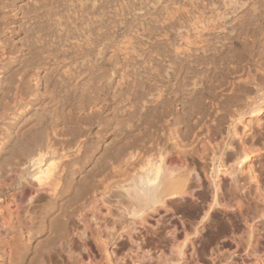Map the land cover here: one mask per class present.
Wrapping results in <instances>:
<instances>
[{
  "label": "bare ground",
  "instance_id": "obj_1",
  "mask_svg": "<svg viewBox=\"0 0 264 264\" xmlns=\"http://www.w3.org/2000/svg\"><path fill=\"white\" fill-rule=\"evenodd\" d=\"M2 1H0V9L4 12L5 16L3 18V25L0 27V49L11 47L12 50L13 46L15 48L17 41L21 42V48L16 46L20 50L18 53L14 51L16 54L14 56L8 57V55V58H5L4 55H1L5 59L0 57L3 59L2 63H0V217L4 215L2 204L7 206L8 210L12 207L10 205H13L16 210L15 214L17 215L18 213L20 214L18 212L19 207H22L24 203H29L37 193L42 191L45 192V196H39V200L43 198L40 204L44 205V207L46 206V210L44 207H41L43 212L40 214L42 215L40 219L43 221L45 227H43L40 220L38 221L40 223L38 225H41L47 231L46 237L50 238L51 243L54 241L53 239L57 238L55 236H58L59 233H62L60 238L64 235V241L71 238L73 232H77L76 229L79 228H72L73 218H80L85 220L87 228L89 227L88 230H91L88 234L89 241L86 242V238L84 237L83 245L93 252L94 247L90 245V241H92V243H96L99 251L111 253L108 243L112 240L114 241L112 244H114L124 235L122 234L124 231H126V238L130 240L131 245L139 248L140 244L137 241L144 239V237H133L131 229L137 225H154L159 221L157 214L167 213L164 216L166 222L164 229L167 232H172V235L164 237L159 232L157 233V231H148L151 235L148 237L147 241L149 242L147 243L159 251L178 254L184 250L185 242L188 239L189 227H194L207 219L209 214L208 208L212 202L225 207L240 204L241 200L238 197L231 199L230 196H225L224 192H220V181L216 179L220 168L214 169L216 172L211 170L214 172H212L213 175L210 174L212 175L211 177H209V173L204 172L205 179H203L193 164L195 162H192L195 152L197 153L196 143L200 138V133H196L195 131V133L190 134V130L186 128L192 126L190 123L200 109L203 100L201 93L203 92L199 91L197 94L193 90L189 91L193 87L189 89L183 88L181 91L179 89L177 91L176 89V84H179L178 81L186 73L182 72V69L188 65V62L186 63L183 59L187 57H182L181 59L175 57L177 60H174V62L176 61L175 64L171 63L172 65H170L169 70L166 67L162 68V64L158 63V61L156 62L154 59L156 56L152 57L154 59L152 62L159 65V70L162 68L160 70L162 73L169 74L168 77L164 78H168V82L172 85L170 88V85L168 86L172 90V93L170 92L171 90L169 91L171 94L168 90L165 91L167 88L166 82L164 83L166 87L157 83L158 81H154V83L149 82L151 85H149L148 89H143L146 83V80H144V85H140L143 88L135 87L136 82L132 83V79L135 77L137 79L139 75L135 70L137 69L134 67L135 65H131L130 62L132 66V69H130L131 66L128 65L129 63H127L126 58L123 60L124 54L122 53H120L122 55L120 58H122L123 62L119 58H117L118 60L114 58V61H111L113 58L108 59L106 57L108 55L103 54L106 52V47L101 49L102 52L100 51V53L103 59L107 58L105 59L107 62L94 57L95 55L92 56L89 52L82 54V58L79 55L80 59L69 60L72 54L71 51L74 50L73 53H76L75 46H72L75 49L73 48L71 51L69 48L66 49L68 53L70 52V55L65 52L68 55L66 57L63 54L64 48H62V54L59 55L56 54V50L58 51V49H55L54 53L56 56L54 55V59H51L53 57H50V55L48 56V51H46V55L44 54L43 50H50V46H55L52 45L54 43L49 44L52 36H49L50 29L46 25L47 22H45L46 16L51 17L46 14L52 11L53 8L55 9V4H52L55 7L49 10L51 4H46L48 3L46 2V5H43V0H34L33 3L43 2L41 3L42 6H38L40 8H36L35 10L37 11H35L30 10L31 4H33L32 1L24 4L23 6L25 7H21V4L17 0H10L11 2L9 1V3L8 1L7 3L4 0ZM95 1L94 3H96ZM81 2L79 4H83ZM40 3L36 4L40 5ZM94 3L92 4L94 5ZM224 3L228 7L229 2L225 1ZM34 6L36 7V5ZM254 6L257 8L258 5L254 2ZM93 7L95 8V5ZM102 7L104 6L102 5ZM24 8L28 14L35 11L33 14L35 23H31L29 27L27 25L22 27L23 24L21 25L20 23L21 16L17 13L19 9ZM25 9L21 11L24 12ZM253 9L255 10V8ZM26 11L25 13H27ZM71 11L68 10L67 15ZM74 11L75 16L76 9ZM229 13L227 12L225 15ZM239 14L241 13L239 12ZM9 16H14L15 21L9 22ZM74 16L72 15L70 18ZM234 16L236 15L234 14ZM234 16L228 18L232 19ZM241 16L243 15L241 14ZM209 17L207 18L209 19ZM238 17L240 16L238 15ZM49 18L46 20L50 21ZM235 19L237 20V16ZM206 20L205 18L204 22ZM204 22L202 23L204 24ZM243 23L239 22L242 27L245 26ZM262 26L261 29L264 31V27ZM247 27L245 26L244 28L251 32L250 27ZM20 31L22 32L21 36H19ZM207 31H212V29ZM242 31L245 33L244 30ZM59 33L61 34V31ZM54 38L56 37L54 36ZM66 38L60 36L54 40L58 39L57 46L61 47V45L64 46V39ZM46 39H48L47 42ZM67 41L70 43L71 40L67 39ZM41 43L49 44V47L47 46L48 49H45L47 47H44ZM159 46L157 47L159 48ZM125 48L127 49V47ZM125 48L123 47L122 49ZM260 49L264 51L263 48ZM119 50L122 52L121 49ZM229 51L231 53V47ZM259 51L258 53H260ZM58 52L60 53V50ZM177 52L176 50V55ZM233 52L231 55L230 53L228 54L230 57H228V60H231L230 65L232 64L231 62L234 63L239 57L241 60L243 59L241 58L242 56H237ZM75 53L72 55L76 58ZM255 53L250 52L248 62L257 70L261 79L254 80L255 78H253L252 80L251 77L255 75L251 76L247 74L250 73L247 71H244V73L246 72L245 75L247 74L245 78H237L238 81L236 78V81L234 78L229 79L227 85L231 86V89L230 87L229 89L232 91V95L233 93L240 92L242 87L240 82L243 79L242 82L251 83V86L253 84L252 87H254L253 94L249 93L250 95H247V98L245 97L246 92L243 93L242 97H245L244 99L252 98L259 100L264 95V61L260 59L264 53L262 52L263 54L261 55L257 53L261 57H258ZM115 54L114 56L116 57L117 54ZM223 55H227V50L226 55ZM108 57L110 58L111 56ZM217 57H211L210 59H218L219 57ZM203 58H207V55ZM115 60L117 61L115 62ZM248 62L246 66H250ZM226 64L228 66V63ZM157 65H152V68H156ZM128 66L130 67L128 68ZM58 69L64 73L62 74L64 75V81L62 79L61 82H56V78L53 79L54 72ZM159 70L154 72L156 75L158 74V78L161 81L163 78L161 77V79V74L157 73ZM187 72L192 73L193 71ZM129 74H132L131 77H135L130 80ZM136 79L134 81H137ZM153 79L156 78L154 77ZM188 80H186V83ZM133 84L135 85L134 87ZM184 84L182 85L184 86ZM106 86L109 89L107 91L109 98L105 96L106 94H103ZM178 86H181V84ZM27 87L32 88L34 96L30 102L24 103L20 107L21 109H17V106L23 102L21 101V96L23 91L28 89ZM128 92H130L129 95ZM205 111L210 112V110ZM164 113H167V115ZM201 125V134L203 133L205 136L209 135L210 132L208 131H210L211 124L208 119H203ZM145 126L146 128H144ZM147 127L149 130L151 129V133L148 132L146 136L145 133L147 131H142H144L143 128L146 130ZM161 129H164L162 130L163 132ZM140 131L142 132L141 134H139ZM144 135L146 138L151 135L154 140L153 144L157 148L152 149L150 144V146H147L145 144L147 140L143 141ZM205 136L203 137L204 139L206 138ZM244 158V156L240 158L239 163H242ZM221 161H223V158ZM219 163L221 164L219 161L217 165ZM211 164L213 163L211 162ZM206 188L208 189L209 197L203 195V191ZM27 210L29 212V209ZM104 214L112 215V218L109 219L111 221L108 219L106 221L102 218V220L106 221L104 225V221L102 222V225L105 227L102 228L100 216ZM28 215L23 217L26 219L24 224L28 225V228L25 226L27 228L26 233L22 229L17 232H19V236H24L25 234L33 235L31 236L32 238L25 236L24 239V237H21L25 241L23 242L22 240L20 242L26 247L23 249L21 245L24 252L27 249L26 252L33 250L36 253L40 251L38 249L42 247L43 240L38 237L36 241L34 235L39 232L41 235V231L44 230H42L41 226V230H30L32 216ZM106 215L102 217L105 218ZM20 217L22 216L20 215ZM153 217L154 220L152 219ZM93 219L95 220L93 221ZM4 223H6V220L3 223L1 221L2 225ZM202 226L205 228L206 224ZM114 227L117 228L115 233L112 230ZM101 228H108V231ZM84 229L86 230L85 226ZM14 230L12 229V231ZM81 235L83 234L81 233ZM37 236L39 235L37 234ZM207 236L208 231L203 234V237L206 238ZM33 237L36 242H33ZM48 245L50 247V244ZM68 249L69 251L72 250L70 246H68ZM22 250L20 253L23 252ZM26 252L25 254H27ZM34 252L31 253L32 256L30 255L32 257L31 260L35 259L33 262H38L36 256H33V254L35 255ZM36 254L41 253L38 252ZM39 257L42 258V256ZM28 259L30 260V258ZM35 262L34 264H36Z\"/></svg>",
  "mask_w": 264,
  "mask_h": 264
},
{
  "label": "rangeland",
  "instance_id": "obj_2",
  "mask_svg": "<svg viewBox=\"0 0 264 264\" xmlns=\"http://www.w3.org/2000/svg\"><path fill=\"white\" fill-rule=\"evenodd\" d=\"M4 1L6 3L8 1L9 3L10 0ZM17 1L19 2V4H21L22 7L24 4L28 3V1H32L33 3L34 0ZM81 1L43 0V5L51 4L49 10H52L51 8L56 6L55 9L53 8V12L50 11L46 14L50 15V18L49 16L45 15L50 19V21H47L48 19L45 17V22H47L46 25L49 26L48 28L51 31L53 30L52 32H55L52 33L48 29L50 33L49 36H52L51 38L53 39L52 40L50 38L51 43L49 41L48 42L49 44L54 43L52 45L55 46H50L49 50V44H43L45 43V41H43V43L41 44L44 45V47L48 46L47 48H45L48 50H43L44 54L46 55V51H48V56L50 55V57H53L51 59H54L56 56L54 53L55 49L57 48L58 51L60 50V53L56 50V54L59 55L62 54V48H64L63 50L65 51H63V54L66 57L70 55V52L68 53L66 49L69 48L71 51L76 47V53H74L77 57H73V50L71 51L73 55H70L69 60L80 59L79 57L81 56L82 58V54H84L85 52H89L92 54V56L95 55L94 57H97L100 60L113 58L111 61H114V58H119V60L122 61V58H120L122 56L120 53H122L124 54L123 60L124 58H126L127 63H129L128 65H130L131 62V65H135L134 67L137 68L135 70L138 72V74H141L140 76L136 75L137 79L135 76L131 77L132 74H129L130 80L135 77L134 79H132V83L136 82V86L133 84V87H144L143 89H148L149 85H151L149 82L154 83V81H158L157 83L163 86H167V88L164 89L165 91L168 90V92L171 90L169 88L172 85L168 82V78H165L168 77L169 74L162 73L160 70H162V68L164 67L169 70V67H171L170 65H172L171 63L175 64L176 61L174 62V60H177V58L181 59L182 57H187L188 59H183L186 63L188 62V65H186L185 63L186 67L182 69V72H186L187 75L185 73V76L182 73L184 76L180 81H178L179 84H176V86L178 87H176V89L177 91L178 89L179 91H181L183 88L189 89L190 87H193L194 89L191 88L189 89V91L193 90V92L197 94L199 93V91L203 92H200L203 99L200 106L201 110L199 109V111L201 112L198 111L199 113L197 112V114H195V116L193 117L194 119H192L193 121H191L190 123L192 126L189 125L190 127L186 128L190 130V134L195 133V131L196 133H200V141L198 140L197 143H199H196L197 153L195 152V156L192 162H195L193 164L196 166L203 179H205L204 172L209 173V177H211L214 173L213 171L217 170V168H220V171H218L219 173L217 172L218 177L216 176V179L220 181V192H224L225 196H230L231 199H234V197H238L241 201L238 205L226 207L212 202L211 206L208 208L209 214L207 219H205V221L203 222H200L194 227H189L188 239L185 242L184 250L182 253L171 254L168 252L159 251L152 248V246L147 243L149 242L147 240L151 235L150 232L152 231H157V233L159 232L164 237H170V235H172V232H167L164 229V226L166 224L164 216H166L167 213L157 214L159 221L154 225H135V229L132 227L133 229H131V233L133 237H144V239H139L137 241L138 244H140L139 248L131 245L132 243L128 238H126L127 233L126 231H124L122 232V234L124 235H122L120 239H118L114 244H112L114 241L111 240L112 242H109V240H107L109 242L108 246L111 249V253L99 251L97 249L96 243L93 242V245L92 241H90V245L94 247L93 253L89 251V249L86 248L85 245H83L84 237L86 238V242L89 241L88 234L91 230H88L89 227L87 228L85 220L80 218H78L79 220L73 218L74 222H72V228H79L76 229L77 232H73L72 237L70 236L71 238H68L67 241H64V235L60 238L62 233H59V237L55 236V238H57L53 239L54 241H52L51 243V240H49L50 238L48 239L46 237L47 231L44 230L43 227L45 226L43 225V221L40 219L42 218V215L40 214L43 212L41 207H44V205L40 204L43 201V198L39 200V196H45V192L41 191L35 195L33 200H31L32 202L30 201L29 203H24L25 205L23 204L22 207H19V211L17 210L18 212H20V214H17L19 216L15 214L16 210L13 205H10L12 207L8 210L7 206L2 204L4 215L3 217H0V264H34L35 261L33 262V260L35 259L31 260V253L34 251L28 250L26 252L27 249H25V252L27 253L25 254L24 250H22V246L24 244L21 243L22 240L23 242L25 241V236L28 238L33 235L25 234L24 236H19V232H17L22 229L26 233L28 225L24 224L26 219H24L23 217L29 216L28 214L32 216V225H30L33 227L32 228L30 226L29 229L41 230V225H38L40 224L38 223V221L40 220V222H42L41 224L43 225V227L41 226L42 230H44L41 231V235L39 234L40 232L37 233L39 236L36 237L37 234L34 235L36 241L38 237L43 240V245L42 247H40L43 250V254L40 248L38 249L40 250L38 252L41 254H36L38 252H34L35 255L33 254V256H36V259H38V262H35L36 264H264V95L259 100H255L252 98L244 99L245 97L247 98V95H250L251 93L253 94L254 90V87H252L253 84L251 86V83H248V85L247 83L242 82L244 79L240 83L242 84V87L246 88L241 87L240 92L233 93V95L231 94L232 91H230L231 86L227 85L229 79L234 78V80L236 81L237 78H245L247 74H250L251 76L255 75L252 77L250 76L252 80L253 78H255L254 80L261 79L260 74L257 72V70H255V68H253V65H250L251 63L248 61L250 52L258 53L260 48L264 49V31H262L261 29L262 24V27H264V0H251V2L250 0H94L96 3H94V1L92 0ZM225 1L229 2L228 7L225 6ZM80 2L83 4H79ZM246 2L248 3L246 4ZM254 2L256 5H258V9L256 8V6H254ZM36 3L39 4L40 2L33 3L34 5H36V7L31 4L32 7L30 8V10H35L36 8H38V6H42L41 3L40 5H37ZM92 3H94L95 8L93 7L94 5ZM249 3H252L253 7L252 4ZM52 4H55V6H53ZM102 5L104 7H102ZM253 8H255V10ZM24 9H19L17 13L21 16L20 23L21 25L23 24L22 27L24 25H27L29 27L31 23H35L33 14L37 10L32 13L29 12L30 14H28L26 9L25 11L27 13H25V11H21ZM75 9V16H78L77 18L73 13L75 12ZM68 10H72L71 12H69V15H67ZM244 10H246L247 12ZM219 12L220 14H223L220 15ZM227 12L230 13L228 15H225ZM239 12L243 16H241ZM234 14L237 16V20H234V18H236ZM32 15L33 17H31ZM70 15H73L74 17L70 18ZM238 15L240 17H238ZM4 16V12L0 9V27L3 25ZM22 16H24L23 18L25 19H23ZM206 16H210L211 18L209 17L208 19ZM230 16H234V18L232 19L235 22L231 18H228ZM10 17L11 16L8 17L9 22L15 21V18H13L14 16L11 18ZM205 18L208 20V22H210V24H208L207 20L206 22H204ZM242 19L244 23L242 22ZM42 20L44 21L43 17ZM231 20L234 22V24ZM202 22H204V24ZM239 22H241V24L243 23V25L245 24L246 27L249 26L250 28H247L252 31L249 32V30L245 29V26L242 27ZM232 25L238 26L234 27ZM211 29L212 31H207ZM58 30L61 31L62 35ZM242 30H244L245 33ZM21 31L19 32V36L22 35ZM57 32L59 33V35ZM54 36L56 38H59L60 36L68 38L64 39V46L61 45L60 47L57 46L58 39L55 41L54 39L56 38H54ZM67 39H69V41H72H70V43H72L71 45L67 41ZM47 40L48 39H46V42ZM20 44L21 42L17 41L16 46L21 48ZM16 46L15 48L13 46L12 50L11 47L0 49V57L1 55H4L5 58H8L10 56L16 55L15 52L18 53V51L20 50H18ZM70 46L75 47L71 48ZM157 46H159V48ZM52 47H54V50L52 49ZM105 47L106 52H104L103 54L111 57L109 58L108 56H106V58L103 55L105 57V59H103L100 51ZM123 47H127V49H122ZM161 47L164 49V51ZM230 47L231 53L237 48V50L233 53L237 54V56H242L241 58H243L241 60L239 57V61L236 58L237 60H233L235 62H231V65L229 64L231 60H228ZM118 48L121 49L122 52ZM42 49L44 48L42 47ZM176 50L178 51L177 55L175 53ZM117 51L118 53H116V55L115 52ZM65 52L68 55H66ZM259 52L260 53L258 54L260 55L264 53V51H261V49ZM257 53L255 54L259 57L260 55H258ZM114 54L116 55V57L114 56ZM223 54H225L226 56H224ZM205 55H207V58H203ZM261 56L260 59L264 61V54ZM152 57H154L156 62L158 61V63L162 64V66L160 65L162 67H160V70L158 68L159 65H157L155 62H152L154 61ZM211 57H217L218 59H212L214 61L216 60L214 62L210 59ZM1 58L0 63H2L3 61V59ZM117 60H115V62ZM136 61H138L139 63ZM151 62L154 64H152ZM243 62L245 63L243 64ZM247 62L250 66H246ZM226 63H228V66ZM152 65H157V67L152 68ZM130 66H128V68ZM244 68H246L247 70ZM130 69H132V66L130 67ZM157 70H159L157 73L162 75H160V78H163V80L161 81L158 78V74L156 75V73L154 72ZM187 71L193 72L189 73ZM244 71L250 73H247L245 75L246 72L244 73ZM55 72V75H53V79L56 78V82H61L62 79V81H64V75H62L64 73H62V70L58 69ZM154 77L156 79H153ZM187 77L189 80L187 79ZM135 79L137 81H134ZM144 80H146V83ZM186 80H188L189 82L187 81L186 83ZM143 83H145V86H143ZM180 84L181 86H178ZM182 84H184V86ZM140 85H142L143 87H140ZM30 88L31 87L28 88L29 90L26 89L25 91H23V94L21 96V101L23 102L17 106V109H21L20 107H22L24 103L30 102L31 98H33L34 95L32 93H34V91L32 90V88ZM105 89L106 90H103V94H106L105 96L109 98V96L107 95V91H109V89L107 88V86L105 87ZM130 92H128V95ZM170 92L172 93V90ZM243 93L246 94L244 98L242 97ZM206 107L210 108L207 109ZM205 110H210V112H206ZM164 114L167 115V113ZM203 119H208L209 123L211 124V128H209L210 131H208L210 132V134L207 136H205V134L203 133L201 134V123H203ZM148 127L145 130V126L143 128L144 131L141 130L142 132L147 131V133H145L146 136L148 132L151 133V129L149 130L150 127ZM162 130L164 129H161V131ZM141 131L139 132V134L142 133ZM135 135H137V133H135ZM145 135L143 141L147 140V143H144L147 146L150 144L151 146H149L152 147V149L157 148V146L153 144L154 140L152 139L153 137H151L152 134L147 138L145 137ZM204 136L206 137L205 139L203 138ZM215 154H217L216 157ZM243 156L245 157L244 160L242 161V163H239L240 158H242ZM222 158L223 161H221ZM218 159L221 164L219 163L217 165V163L219 162ZM211 162L213 164H211ZM203 195L205 197H209L207 188L203 191ZM27 209H29L30 213ZM20 215L22 217H20ZM102 216H100L101 220L102 218L105 220H109L110 218H112V215L110 216L108 214L105 216V218ZM16 217H18L19 219ZM152 219L154 220V217ZM5 220L6 223L2 225L1 221L3 223V221ZM94 220L95 219H93V221ZM101 220V225L103 221V225L107 221ZM76 222L79 224H77ZM203 224H206L205 228H203ZM103 225L101 227L105 228ZM84 226L86 230L84 229ZM10 227L15 230L12 231ZM106 229L108 231V228ZM106 229L102 230L106 231ZM112 230L114 231L113 233H115L117 231V228L114 227V229ZM207 231L208 236L205 238L203 237V234ZM81 233L83 235H81ZM21 237H24V239H22ZM35 238L32 239L33 242H36ZM48 244H50V247ZM68 246L72 248L71 251H69ZM24 248L26 247L23 246V249ZM20 249L23 252L20 253ZM39 256H42V258ZM28 258H30L32 262Z\"/></svg>",
  "mask_w": 264,
  "mask_h": 264
}]
</instances>
